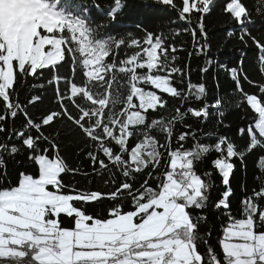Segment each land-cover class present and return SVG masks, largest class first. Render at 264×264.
Instances as JSON below:
<instances>
[{"label":"snow or ice","instance_id":"1","mask_svg":"<svg viewBox=\"0 0 264 264\" xmlns=\"http://www.w3.org/2000/svg\"><path fill=\"white\" fill-rule=\"evenodd\" d=\"M156 2L187 26L114 36L106 29L123 0H112L100 23L90 16L103 11L95 0H0V264H264V35L250 31L264 19V0L251 8L244 0ZM215 10L232 26L227 37L238 26L240 42L258 50L260 80L241 57L229 70L232 93L210 103L206 83L192 82L191 64L179 65L177 54L207 57L205 20ZM184 33L192 51L174 42ZM210 64L198 68L201 80ZM29 87L51 88L56 106L32 115L42 96L22 102ZM233 108L252 122L230 138L218 129L231 127ZM213 115L217 131L208 132ZM62 132L80 139L91 173L59 155ZM22 150L38 174L12 181L9 165ZM249 158L259 188L245 189L234 207L232 180ZM66 174L99 176L106 190L77 188ZM104 200L105 214L87 211ZM207 209L221 217L215 246Z\"/></svg>","mask_w":264,"mask_h":264},{"label":"trees","instance_id":"2","mask_svg":"<svg viewBox=\"0 0 264 264\" xmlns=\"http://www.w3.org/2000/svg\"><path fill=\"white\" fill-rule=\"evenodd\" d=\"M78 0H72V4L77 3ZM91 3L92 0H87ZM103 11H97L92 9L90 16L91 20L96 23L105 21L107 13L110 6L112 5V0H95ZM244 2L251 8L253 0H244ZM169 21H174L169 23ZM139 25V27H137ZM205 25L208 33L209 49L208 55L205 56H193L189 61L186 52L178 53L179 65L191 64L193 69L191 72V80L194 83L204 82L206 83L210 97L209 102L211 103L215 97L229 95L232 93V81H231V68H239V61L241 57L244 58L243 68L249 72L252 78L257 81L260 80V75L256 71L258 64V50L252 45L249 40L248 45L245 46L239 40L240 31L239 27L236 26L234 35L229 38L226 36V32L231 25L227 23L225 15H222L219 10H215L212 14L208 15L205 20ZM187 25L183 21L177 19L176 14L168 9L165 10V6L157 3L155 0H123V8L117 15L115 22L109 24L106 31L114 36H122L126 33H131L138 39H143L145 32L159 33L163 31L168 34L171 29H183ZM250 31L253 36L261 37L264 35V19H257L255 25L250 26ZM174 42H184V46L188 51H192L190 36L188 33H184L179 41ZM207 61H211L209 65V71L205 74V79L201 80L198 73V68L205 66ZM178 65V66H179ZM223 65V67H221ZM62 72L64 70H61ZM47 77V70H45V78ZM31 81L32 78L30 77ZM217 83L219 88L216 87ZM245 89L254 91L250 89L245 83ZM154 90V89H153ZM40 94L42 100L37 107L29 106V112L36 116L41 112L46 111L49 108H54L55 102L53 100V91L51 88L47 90L43 89H32V88H21L19 99L22 102H26V98L32 94ZM171 99V98H169ZM138 103V102H137ZM193 107H200L199 102L192 104ZM243 113L239 109H229L225 118V123L230 124V128L220 127L218 129L220 134L226 135L230 138H235L237 136V129L239 127H246L252 122V114H249L247 118L242 119ZM23 118L21 117L16 121L17 127H19L20 122ZM216 117H213L208 121L206 125V130L208 132L217 131L215 125ZM189 123H193V120L189 118ZM195 126V125H194ZM191 143V142H189ZM82 147V142L78 137L75 136L73 132H62L59 137V155L66 161L70 167L79 168L82 167L84 170L91 173L92 169L89 162L84 158L83 152L80 151ZM49 155H53L49 152ZM215 155V154H213ZM28 153L26 151H21L17 156L16 162L10 163L9 165V179L16 181L20 172H25L27 174L37 175L38 167L32 161L27 158ZM259 175L258 170L255 167L254 158H249L247 161V172L245 174L243 169H239L235 173V177L232 180V188L234 191V196L232 199L233 206L238 200L242 199L247 193H250L253 188H259V182L255 179V176ZM65 183H74L77 188L88 189V190H106L102 184V178L96 175H76L73 177L71 174H66L64 177ZM3 181H0L2 184ZM156 181L153 180L152 184L155 185ZM218 183V182H217ZM219 192V187H217L213 193V198ZM110 201L104 200L102 204L98 207L88 206L87 211L89 213H99L101 215L105 214ZM124 207L128 208L129 204L127 201L124 202ZM208 215V227L212 228L213 235L211 237V243L215 246L217 243V237L220 232L221 217L219 214L215 213L211 209L205 210ZM64 226H69V220L62 217ZM204 228L201 227V232ZM201 251H203V246H201Z\"/></svg>","mask_w":264,"mask_h":264},{"label":"rangeland","instance_id":"3","mask_svg":"<svg viewBox=\"0 0 264 264\" xmlns=\"http://www.w3.org/2000/svg\"><path fill=\"white\" fill-rule=\"evenodd\" d=\"M156 1V0H155Z\"/></svg>","mask_w":264,"mask_h":264}]
</instances>
